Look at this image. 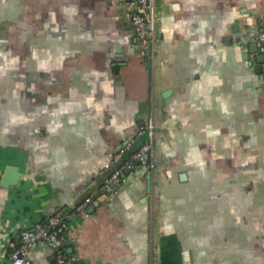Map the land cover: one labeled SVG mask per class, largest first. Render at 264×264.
<instances>
[{"label": "crops", "instance_id": "obj_1", "mask_svg": "<svg viewBox=\"0 0 264 264\" xmlns=\"http://www.w3.org/2000/svg\"><path fill=\"white\" fill-rule=\"evenodd\" d=\"M129 0H0V264L66 212L74 264H264V0H157L142 54ZM259 68V70H258ZM148 114L155 169L71 212ZM31 264H57L38 242Z\"/></svg>", "mask_w": 264, "mask_h": 264}, {"label": "built area", "instance_id": "obj_2", "mask_svg": "<svg viewBox=\"0 0 264 264\" xmlns=\"http://www.w3.org/2000/svg\"><path fill=\"white\" fill-rule=\"evenodd\" d=\"M135 37L134 45L142 54L151 53L153 39L156 38L158 16L157 0H129L125 11ZM257 52L264 60V22L255 36ZM156 124L152 114H148L137 126L132 137L120 142L111 155L112 166L108 178L74 204L71 212L83 214L87 206L95 200L112 196L131 175L154 170L153 158ZM137 144V145H136ZM69 222L66 212L56 210L46 214L33 224L20 228L15 233L16 245L8 253L7 264H31L29 248L38 242L49 247L57 264H74L66 251Z\"/></svg>", "mask_w": 264, "mask_h": 264}, {"label": "water", "instance_id": "obj_3", "mask_svg": "<svg viewBox=\"0 0 264 264\" xmlns=\"http://www.w3.org/2000/svg\"><path fill=\"white\" fill-rule=\"evenodd\" d=\"M256 57L259 61L264 62V60L260 54H258V56H256ZM258 70H259V68H258ZM19 176H20V174H19L16 166L7 165L4 169V172L1 174L0 184L2 186H5V187L12 185L18 181ZM145 176L148 179V187L150 188L151 171L147 170L145 172Z\"/></svg>", "mask_w": 264, "mask_h": 264}, {"label": "flooded vegetation", "instance_id": "obj_4", "mask_svg": "<svg viewBox=\"0 0 264 264\" xmlns=\"http://www.w3.org/2000/svg\"><path fill=\"white\" fill-rule=\"evenodd\" d=\"M132 36H133V40H134V43H135V37H134V34H133V32H132ZM155 120V119H154ZM143 121V120H142ZM156 131H157V128H156ZM155 135H156V133H155ZM154 143H155V137H154ZM113 153V152H112ZM153 153H154V148H153ZM153 158H154V156H153ZM155 161V160H154ZM156 164V163H155ZM155 169V168H154ZM151 172L153 171V170H150Z\"/></svg>", "mask_w": 264, "mask_h": 264}, {"label": "trees", "instance_id": "obj_5", "mask_svg": "<svg viewBox=\"0 0 264 264\" xmlns=\"http://www.w3.org/2000/svg\"><path fill=\"white\" fill-rule=\"evenodd\" d=\"M137 145V144H136Z\"/></svg>", "mask_w": 264, "mask_h": 264}]
</instances>
